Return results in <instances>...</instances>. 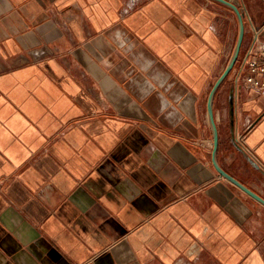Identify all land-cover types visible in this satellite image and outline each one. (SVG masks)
<instances>
[{"label": "crops", "instance_id": "obj_1", "mask_svg": "<svg viewBox=\"0 0 264 264\" xmlns=\"http://www.w3.org/2000/svg\"><path fill=\"white\" fill-rule=\"evenodd\" d=\"M225 1L237 61L264 0ZM237 34L217 0H0V264H264V204L213 162L264 200Z\"/></svg>", "mask_w": 264, "mask_h": 264}, {"label": "built area", "instance_id": "obj_2", "mask_svg": "<svg viewBox=\"0 0 264 264\" xmlns=\"http://www.w3.org/2000/svg\"><path fill=\"white\" fill-rule=\"evenodd\" d=\"M235 62L232 69L243 83L249 88L264 91V42L256 39L243 58Z\"/></svg>", "mask_w": 264, "mask_h": 264}, {"label": "water", "instance_id": "obj_3", "mask_svg": "<svg viewBox=\"0 0 264 264\" xmlns=\"http://www.w3.org/2000/svg\"><path fill=\"white\" fill-rule=\"evenodd\" d=\"M220 1L226 5H228L230 8H232L234 10V12L237 15V19H238V34H237V38H236V42H235V46L234 49L231 53V56L229 58V61L224 69V71L222 72L220 79H222L225 75L228 74V72L232 69L238 53H239V48H240V44L242 41V36H243V25H242V19L240 16L239 11L237 10V8L231 4L228 1L225 0H217ZM220 79L214 84L213 88L210 91L209 97H208V101H207V112H208V117H209V121L211 124V128H212V132H213V143L214 146L216 145L217 142V131H216V127L213 121V117H212V96L215 90V87L217 86V84L219 83ZM213 162L214 165L216 167V169L219 171V173L227 180H229L230 182L234 183L235 185H237L240 189H242L244 192H246L248 195H250L251 197H253L254 199H256L257 201H259L260 203L264 204V200L259 197L257 194H255L254 192H252L251 190H249L247 187H245L242 183H240L239 181H237L236 179H234L233 177H231L230 175H228L225 171H223L215 162L214 158H213Z\"/></svg>", "mask_w": 264, "mask_h": 264}]
</instances>
